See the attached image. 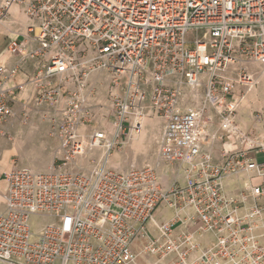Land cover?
I'll use <instances>...</instances> for the list:
<instances>
[{"label":"built area","instance_id":"built-area-1","mask_svg":"<svg viewBox=\"0 0 264 264\" xmlns=\"http://www.w3.org/2000/svg\"><path fill=\"white\" fill-rule=\"evenodd\" d=\"M0 27L14 36L0 137L38 114L58 140L47 169L4 173L0 264H264V135L236 118L249 67L264 65V0H0ZM94 73L113 88L99 128ZM152 114L155 162L108 167ZM159 169L179 178L161 189ZM160 205L171 215L158 223ZM33 215L50 220L33 231Z\"/></svg>","mask_w":264,"mask_h":264},{"label":"rangeland","instance_id":"rangeland-1","mask_svg":"<svg viewBox=\"0 0 264 264\" xmlns=\"http://www.w3.org/2000/svg\"><path fill=\"white\" fill-rule=\"evenodd\" d=\"M13 12L15 13V11ZM19 17V24L22 26L25 25V19L22 18L21 14ZM0 32L8 35L5 27H0ZM251 66L249 68L257 77L256 84L241 89L239 104L241 105L240 109H247L250 111L253 114L252 118L254 122H258L257 124L259 127L254 130L253 134H255V132H262L260 134L264 135V65H258V67L253 66L252 68ZM90 80L95 82V89L97 91L96 102L100 103L95 113V118L98 123L97 128H99L100 125H103L105 122V110L103 105L108 106L110 102L107 99L108 91L113 90V88L110 89L109 87L110 77L107 73H94L91 75ZM68 86L73 87L74 85L69 82ZM249 96L250 99L248 98ZM191 102L192 104H197L195 100ZM16 113H20V108L17 106ZM146 120L149 121L150 127L146 128L138 135H132L130 138L128 136L124 145L111 151L108 167L123 172L131 167H141L145 164H153L155 162L157 151L156 140L162 125V118L159 114H152L150 117L146 118ZM37 122L42 123L44 127L37 130L33 129L31 124H37ZM3 129L11 138L0 137V141H2L1 149L5 152H7L8 149L10 150L13 167H28L41 171L47 169L55 161V151L58 147V140L51 135L49 126L47 123L42 122L38 114L36 116L34 115L25 125L20 123L19 117L17 116L14 121L11 120L6 123ZM91 130L92 127L87 126L85 132L89 133ZM218 149L219 144L217 143L215 146L216 157L218 155ZM102 152L101 149H95L92 152V156L97 159ZM167 179L168 178L162 175L161 169H159L158 180L161 189H165L168 186ZM259 181L258 177L251 178L252 184L256 185ZM170 215L171 211L164 205H160L154 217L158 223H161ZM49 220V218L33 215L30 217V227L33 231H38L41 226ZM205 241H207V237L203 239V242ZM55 264H58V262Z\"/></svg>","mask_w":264,"mask_h":264},{"label":"crops","instance_id":"crops-1","mask_svg":"<svg viewBox=\"0 0 264 264\" xmlns=\"http://www.w3.org/2000/svg\"><path fill=\"white\" fill-rule=\"evenodd\" d=\"M13 11L17 12V9L13 8ZM13 37L14 36L12 34L6 35L3 32L2 33L0 32V39H1V42H0V58L3 57L2 59H0V63H6V64L10 65L13 62V59H11L9 57L8 52H7L8 42ZM26 70L28 72H30L31 71V67L29 65H26ZM23 79H24V77L22 75H19V76L16 77L15 80L20 82V81H23ZM24 95L26 96L27 94L24 92V93H22L21 96L24 98L25 97ZM248 98L250 99V96ZM16 106L18 107V105H16ZM240 108H241V105L238 104L237 114H236V118L238 116L237 122L239 123V125L244 130H246L247 132H250V133L253 134L254 130L257 127H259L258 124H257L258 122L257 121H256V123L254 122V120L252 118L253 114L250 111H248L247 109L246 110H242ZM33 125L31 124V127L33 129H35V130L44 127L43 124L39 123V122H37V124L33 123ZM148 127H150V123H149L148 120L145 119L144 128L142 129V131L145 130L146 128H148ZM161 129H162V125H161V128L159 130V133L161 132ZM216 129H217V126L214 123L213 126L210 128V130L211 131H215ZM259 133H262V132H255V134H259ZM1 144H2V141H0V208H2V197H1V194L4 192L5 187H6V182H5L4 178H3V176H4V173H6L8 170H10L13 167V165H12L13 163L11 162L12 160H11L10 150L8 149L7 152L3 151L1 149ZM218 144H219V148H220L221 144L220 143H218ZM162 175L165 176L166 178H168L167 179L168 183H169V181L172 178H179V174H177V172H174V171H172V173H165L164 172V174H162ZM180 180H182V179L180 178ZM169 217L167 219H169ZM167 219H165L164 221H166ZM164 221H162V222H164ZM142 243H143L142 241H137L134 244V249L136 251H139ZM155 260H156V257H154V256H140L137 259V264H150V263H153ZM164 264H170V258L166 259L164 261Z\"/></svg>","mask_w":264,"mask_h":264},{"label":"bare ground","instance_id":"bare-ground-1","mask_svg":"<svg viewBox=\"0 0 264 264\" xmlns=\"http://www.w3.org/2000/svg\"><path fill=\"white\" fill-rule=\"evenodd\" d=\"M0 42H1V39H0Z\"/></svg>","mask_w":264,"mask_h":264}]
</instances>
